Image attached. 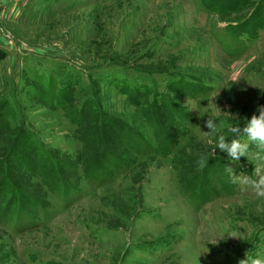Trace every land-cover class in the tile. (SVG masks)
<instances>
[{
  "label": "rangeland",
  "instance_id": "374dc122",
  "mask_svg": "<svg viewBox=\"0 0 264 264\" xmlns=\"http://www.w3.org/2000/svg\"><path fill=\"white\" fill-rule=\"evenodd\" d=\"M260 106L264 0H0V264L264 257V198L243 182L264 149L232 163L215 149ZM89 112L124 130L92 180Z\"/></svg>",
  "mask_w": 264,
  "mask_h": 264
},
{
  "label": "trees",
  "instance_id": "16d2710c",
  "mask_svg": "<svg viewBox=\"0 0 264 264\" xmlns=\"http://www.w3.org/2000/svg\"><path fill=\"white\" fill-rule=\"evenodd\" d=\"M230 2L236 3V2H238V0H230ZM58 100H60V99H58ZM66 102H68V99H67ZM85 104H90V103H86L85 102ZM91 105H92V102H91ZM151 106L152 107L153 106L156 107V105L153 104V103L151 104ZM84 107L85 106H83V108H82V105H81L80 108H79V110L73 111V112H75L73 114H75L77 116V121H78V117H82L81 115L83 114V111L82 110L84 109ZM157 110H159V108H157ZM151 113H153V112H151ZM91 114L92 113L89 112V113H85L83 115L84 121H87V120L93 121L92 122V126L89 127V129L91 131L89 132L90 135H89V137L87 139V142H88V145H89V149H91V151H93V155L88 159V161H89L88 164H90L92 166L89 169H92V170H90V172H88L87 169L84 166L82 167L83 176H84V178L86 180L98 179L101 176V173H102L101 171L102 170L109 171V170L113 169L112 167L111 168L108 167V166H110L109 164H104V163H110V164H112V162H109L107 159H108V156H109L108 154H109L110 148L115 146V140L116 139H115V136L114 135L116 134L117 131H118V136H119L120 133L124 132V130H123L122 127H120L119 125H117L115 123L109 122V120H105L104 118H102L99 115H98V120L96 119L97 117L95 118L96 120H94L93 118L90 117ZM144 117L146 119H148V118L151 119L153 116L152 115H149V114L146 116L144 114ZM156 118H157V115H156ZM71 120L74 121V117H72ZM97 134H99V135H97ZM21 138H23V135L22 134H18V136L16 137V140L9 147V151H10V153L8 151V155L9 156L13 154L12 152H14V150L15 151L18 150V148H19L18 144H20V139ZM32 139H33V137H32ZM32 139H27L26 141H24V143H23V150L26 151V152H28L29 153V156H31V157H34V156H43L44 155L46 159L45 158L43 159V163L46 166L48 164H51L52 165V163H51L52 162V159H50L52 157L43 154V152H41V151H38V149H37L38 147H36V145H35L37 143L34 140H32ZM156 140H158V135H156V133H155V141ZM79 141H81L80 138H79ZM30 142L33 143V144H31ZM140 142L142 143L141 145H143L144 144V139L141 138L140 139ZM81 143H82V141H81ZM117 143H118V141H117ZM174 144H175V141L174 140H170V141H168L166 143V145H167L166 148L169 150V148H171V146L174 145ZM146 146H144L143 148L141 147V149H145ZM40 148L43 149L41 146H40ZM147 148H146V150H147ZM168 150H165V151L168 152ZM140 151L141 150H139L138 152H140ZM152 151H154V150H152ZM167 152L162 153L161 156L167 154ZM105 157H106V160L107 161L103 162V160H104ZM27 160H29V159L27 158ZM1 161L2 160H0V162ZM39 164L40 163H38L37 166L35 165V167H31L32 170L35 171L37 168H39ZM103 164L106 167H104ZM4 165H5V163H4ZM18 165H21V163L18 164ZM11 166L13 167L14 165H9L8 169L11 168ZM120 166H122V165H118L117 168L120 167ZM0 167H1V165H0ZM54 167H56V166H54ZM23 168L25 170H28V167H23ZM46 168L48 169L47 172L45 170H41V171H39L41 173L39 175H36V176L39 177L41 179V181H43V184L45 185V187H48V186H50V183L47 181L48 179L46 178L47 176H45V173L47 174V173L50 172V174H55V173H59V172H58V167L56 169H51L50 166L49 167H46ZM35 172H37V171H35ZM5 183H6V181H5ZM60 183H62V182H60ZM52 189L53 188H50V190H52ZM53 190H55V189H53ZM56 190L59 191V193H61L62 195H65V194L69 193V191H70V189L65 188V186H63V185H62V191L60 189H56ZM12 202L15 203V200L13 199ZM9 205L11 206V204H9ZM10 206L5 209V212L9 213L12 210H18L20 213L25 212L24 209L21 208L22 207L21 205H18L17 209H15L13 207H10Z\"/></svg>",
  "mask_w": 264,
  "mask_h": 264
},
{
  "label": "clouds",
  "instance_id": "9594fccd",
  "mask_svg": "<svg viewBox=\"0 0 264 264\" xmlns=\"http://www.w3.org/2000/svg\"><path fill=\"white\" fill-rule=\"evenodd\" d=\"M257 112L259 115L253 114L251 119L247 120L243 133L239 126H235L228 128L232 139H226L224 134L217 136L215 149H218L220 153H225L229 163L239 162L241 157H245L250 143L255 144L260 149H264V106L258 107ZM204 126L211 132H216L220 125L215 120L208 119ZM241 137H246V139L242 141ZM255 159L258 163L254 169L253 176L244 178L243 182L247 183L258 197L264 198V154H257ZM241 264H264V257L258 256L249 259L246 256V259L241 261Z\"/></svg>",
  "mask_w": 264,
  "mask_h": 264
}]
</instances>
